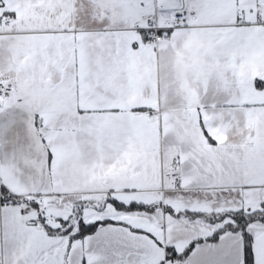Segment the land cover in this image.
I'll list each match as a JSON object with an SVG mask.
<instances>
[{
    "label": "snow or ice",
    "instance_id": "snow-or-ice-1",
    "mask_svg": "<svg viewBox=\"0 0 264 264\" xmlns=\"http://www.w3.org/2000/svg\"><path fill=\"white\" fill-rule=\"evenodd\" d=\"M0 264H264V0H0Z\"/></svg>",
    "mask_w": 264,
    "mask_h": 264
}]
</instances>
